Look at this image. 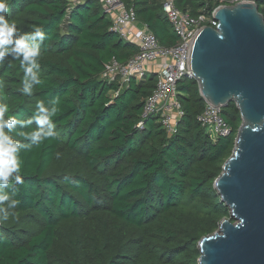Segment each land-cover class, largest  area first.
<instances>
[{"label": "trees", "instance_id": "1", "mask_svg": "<svg viewBox=\"0 0 264 264\" xmlns=\"http://www.w3.org/2000/svg\"><path fill=\"white\" fill-rule=\"evenodd\" d=\"M121 1L162 45L178 43L165 0ZM255 2L264 15V0ZM175 5L192 16L206 9L203 0ZM9 8L20 32L39 25L46 39L43 83L31 97L20 92L19 61L0 66L6 115L27 118L38 100L53 97L61 111L57 138L20 153L24 183L16 185L14 217L0 222V264H199L200 240L231 216L214 183L235 148L236 105L222 110L232 135L213 139L198 121L206 106L198 83L185 78L177 133L157 117L140 129L158 77L132 78L118 96L120 84L102 78L113 59L126 63L139 48L112 31L100 0H9ZM19 131L13 137L28 143Z\"/></svg>", "mask_w": 264, "mask_h": 264}, {"label": "water", "instance_id": "2", "mask_svg": "<svg viewBox=\"0 0 264 264\" xmlns=\"http://www.w3.org/2000/svg\"><path fill=\"white\" fill-rule=\"evenodd\" d=\"M215 19L191 42L189 73L206 103H234L242 123L214 183L231 216L200 240L199 264H264V15L245 2L219 7Z\"/></svg>", "mask_w": 264, "mask_h": 264}, {"label": "built area", "instance_id": "3", "mask_svg": "<svg viewBox=\"0 0 264 264\" xmlns=\"http://www.w3.org/2000/svg\"><path fill=\"white\" fill-rule=\"evenodd\" d=\"M203 1L206 3V9L198 16L179 10L175 0L164 1L163 11L179 38L176 45L166 47L147 25L138 21L134 9H128L121 0H100L103 11L113 20L112 31L139 48L138 53L126 63L113 59L105 66L102 78L109 83L120 84V89L116 92L118 96L132 78L141 80L149 74L158 77L153 93L145 102L142 121L138 124V128H144L146 119L157 117L169 135L177 133L178 123L184 116L178 84L185 78L194 79L188 67L192 40L203 27L218 25L215 13L219 7L255 2V0ZM211 5H215L212 11H210ZM198 121L213 139L229 137L233 133L231 125L222 115V108L214 107L209 103H206L205 109L198 116Z\"/></svg>", "mask_w": 264, "mask_h": 264}, {"label": "clouds", "instance_id": "4", "mask_svg": "<svg viewBox=\"0 0 264 264\" xmlns=\"http://www.w3.org/2000/svg\"><path fill=\"white\" fill-rule=\"evenodd\" d=\"M9 0H0V66L5 61H19L23 70L22 87L20 92L23 96L31 97L34 87L41 85L40 78L41 45L46 39L44 30L39 25H33L30 31L20 32L15 23L9 21ZM0 80V87L3 86ZM242 96V93H236ZM61 111L59 97H53L47 103L38 100L35 109L27 118L21 119L17 115H6L8 106L0 103V222L7 221L14 213L10 209H16L20 201L16 199V185L24 183L21 174L22 150L32 146H39L44 141L55 139L58 136L56 124L53 120ZM35 125L34 128L31 126ZM30 131H22L23 129ZM19 130L23 137L15 139L13 133ZM58 155V154H57Z\"/></svg>", "mask_w": 264, "mask_h": 264}]
</instances>
